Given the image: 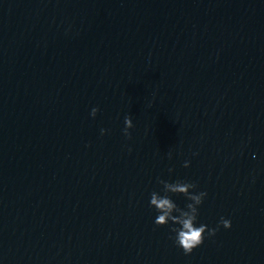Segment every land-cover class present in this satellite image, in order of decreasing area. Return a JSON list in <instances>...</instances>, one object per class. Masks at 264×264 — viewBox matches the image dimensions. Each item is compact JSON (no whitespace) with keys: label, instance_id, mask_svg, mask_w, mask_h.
<instances>
[{"label":"water","instance_id":"obj_1","mask_svg":"<svg viewBox=\"0 0 264 264\" xmlns=\"http://www.w3.org/2000/svg\"><path fill=\"white\" fill-rule=\"evenodd\" d=\"M0 264H264V0H0Z\"/></svg>","mask_w":264,"mask_h":264},{"label":"clouds","instance_id":"obj_2","mask_svg":"<svg viewBox=\"0 0 264 264\" xmlns=\"http://www.w3.org/2000/svg\"><path fill=\"white\" fill-rule=\"evenodd\" d=\"M98 111V108H93L90 113L91 116L95 117ZM124 124L123 134L126 138L130 139L131 133L129 129L134 126L132 118L125 116ZM104 133L105 130L101 129V135ZM170 157L171 153H169ZM183 166L189 167L190 162L185 161ZM169 171L172 170L169 169ZM158 183L163 185L162 190L164 195H160L156 191H153L150 195V207H153L157 212L154 223L157 226H165L171 222L172 225L178 226L172 227L171 231L175 233V244L183 250L185 255L191 254L195 248L203 244L206 232L211 237L216 234L221 226L225 229L231 228V221L223 217H221L216 228H208L205 224L197 226L198 207L203 203L207 193L204 191H200L199 193L193 192L192 190L197 188L195 183L180 180L170 183L162 179H159ZM169 193L183 195L191 202L186 205V209H182L171 199Z\"/></svg>","mask_w":264,"mask_h":264}]
</instances>
